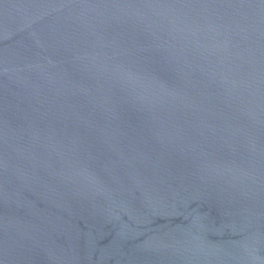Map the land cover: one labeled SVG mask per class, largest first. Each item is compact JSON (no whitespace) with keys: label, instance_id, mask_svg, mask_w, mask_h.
Instances as JSON below:
<instances>
[{"label":"water","instance_id":"obj_1","mask_svg":"<svg viewBox=\"0 0 264 264\" xmlns=\"http://www.w3.org/2000/svg\"><path fill=\"white\" fill-rule=\"evenodd\" d=\"M0 264H264V0H0Z\"/></svg>","mask_w":264,"mask_h":264}]
</instances>
